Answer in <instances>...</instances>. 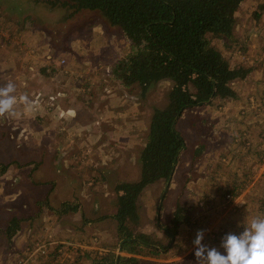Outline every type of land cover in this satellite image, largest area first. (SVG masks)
I'll list each match as a JSON object with an SVG mask.
<instances>
[{"label":"rangeland","instance_id":"374dc122","mask_svg":"<svg viewBox=\"0 0 264 264\" xmlns=\"http://www.w3.org/2000/svg\"><path fill=\"white\" fill-rule=\"evenodd\" d=\"M262 4L264 0H244L231 38L210 34L233 67L264 69ZM66 13L67 10L53 7L48 0H0V82L7 78L11 81L14 65L26 80L28 75L42 73L43 69L51 74L53 67L47 60L54 56L52 63L57 68L52 74L58 73L63 80L73 76L79 83L78 88H82L80 100L71 102L65 98L63 101L91 109L97 98L102 102L103 95L109 92V86L101 81L110 63L127 53L128 43L120 29L113 27L98 11L83 10L68 19H65ZM80 58H86L85 62H80ZM61 59L65 63L60 64ZM240 79L230 84L231 87L234 84L236 96H217L212 99V105L190 110L182 120L187 146L179 156L160 212L167 181L146 187L139 198L141 223L133 228L136 233L148 234L164 251L157 256L127 254L117 249L118 253L136 256L143 260L142 264H197L193 240L198 231H204L203 244L227 255L221 247L223 238L229 233L241 234L245 230L244 221L264 217V78ZM13 83L16 95H23L25 86L19 81ZM32 83L38 86L35 76ZM0 86L4 85L0 83ZM169 86L161 82L143 92L141 86L134 85L124 90L123 100L116 95L114 107L119 110L120 106L124 107L120 115L129 116L133 125L129 134L135 139L127 149L128 161L122 172L107 174L104 179H96L95 174L89 178L92 173L80 174V177L72 174L78 189L72 185L66 190L68 184L62 174L51 181L49 177L39 179L34 173L40 165V155H53V149L47 153L43 148L46 145L42 132L46 122L45 101L43 104L38 96L32 100L35 112L29 119L35 131L30 136L28 131L22 132L17 127L18 113L15 118L0 117V264H93L95 253L116 250L120 244L118 222L113 216L117 213L116 186L121 182L135 183L141 177L140 152L155 108H163L168 103ZM237 98H240L239 107L233 103ZM22 108L23 105L17 106L20 111ZM71 111L69 108L64 114ZM81 112L88 114L85 109ZM232 113L237 114L231 116ZM64 114H60L61 120L66 122L68 116L64 119ZM61 133L64 135L65 131ZM19 142L26 146L17 147ZM199 145H205V149L195 158ZM22 159L25 160L20 162ZM32 162L36 166L29 164ZM30 168L34 170L26 180L15 171L23 173ZM44 169L52 175L56 170L53 166L48 169L47 165ZM29 182L33 183L32 187L26 185ZM90 182L93 183L89 185ZM58 184L60 187L56 188ZM64 202L73 207L65 213L61 208ZM178 205L186 207L189 222L182 224L173 238L167 228ZM102 215L108 223L99 229L96 222ZM14 217L22 221L16 234L9 238L6 229ZM84 219L92 224H86Z\"/></svg>","mask_w":264,"mask_h":264},{"label":"trees","instance_id":"16d2710c","mask_svg":"<svg viewBox=\"0 0 264 264\" xmlns=\"http://www.w3.org/2000/svg\"><path fill=\"white\" fill-rule=\"evenodd\" d=\"M53 7L67 10L65 19L83 10L98 11L113 27L122 32L128 43L127 53L109 69L110 77L125 87L139 85L143 92L153 84L169 83L168 103L155 108L146 142L140 152L141 177L135 183L116 186L118 234L122 252L127 254L162 253V247L134 226L141 223L139 198L145 188L167 181L177 155L187 139L181 128L186 114L193 109L212 105V97L236 96L231 83L245 78L250 68L233 67L217 47L210 34L231 38L236 15L244 0H48ZM264 9V4L261 5ZM172 23V24H171ZM55 57L48 58L52 69ZM56 72V71H53ZM43 73L47 72L43 69ZM48 74V73H47ZM204 103L201 106L198 104ZM180 114L175 123V119ZM205 145L195 150L201 156ZM6 168V167H5ZM63 213L70 203L61 205ZM59 212H62L61 209ZM22 219L12 218L6 229L12 238ZM189 222L186 207L178 205L168 228L176 235L182 224ZM167 233V234H168ZM155 246L160 247L156 249ZM116 250L97 252L93 264H142L136 256L118 254ZM118 259V261H117Z\"/></svg>","mask_w":264,"mask_h":264},{"label":"crops","instance_id":"0c3cea01","mask_svg":"<svg viewBox=\"0 0 264 264\" xmlns=\"http://www.w3.org/2000/svg\"><path fill=\"white\" fill-rule=\"evenodd\" d=\"M237 15H239V12ZM30 52H32V50H30L29 53ZM85 60L86 58H84L83 60L82 58H80V62H85ZM80 62L79 65H83ZM110 64L112 65V63ZM110 66L108 67V71L106 72L104 81H101V83H105V86H109V92L106 93V95H103L102 102H99L100 99L97 98L96 100L98 101L95 100V105H93L94 108L91 109H87L80 103H78V105H74V103H71L72 105H69L63 101L65 98H69V101L74 102V100H80L82 97V94L79 93L82 88H78L79 83H76L74 81V79L72 78L73 76L69 75L68 78L66 77L67 79L65 78L63 80L59 79V76L57 75L58 73L47 74V72H42L32 76L28 75V78L26 80L24 75H20V73L15 69V65L13 66V75L11 77V82L19 81L21 85L25 86L22 89V94H27L30 100H33L35 96H38L41 101L43 100V104L44 101L47 103V110L45 111L46 116H44L46 119V122L44 124L45 128L42 131L44 133L43 138L46 145L43 148L47 150V153L50 149H53V155H38L40 165L37 170L34 171V173L37 174V178L44 180L48 179L47 177H49L51 181H54L56 177L62 174L66 178L68 184L65 189L69 190V187H72V185L75 189H78L77 185H75L73 182L75 177L72 174H79L80 177V174L86 175L87 173H92L89 178H91L92 175L95 174L97 176L96 179H104L107 178V174H113L114 172H116L117 174L118 172L123 171V166L126 165L130 153V151L127 152V149L131 146V142H133L135 136L132 137V135L129 134L133 131V125H130V122L132 120L129 121V116L127 115H123L122 117L120 115L121 113H124L125 108L120 106L121 110H119L114 107L116 102V95H118L119 99L122 98L123 100V96H125L124 90L127 91L128 89L126 88L128 87H124L122 84L110 77ZM252 68L253 69H251L248 75L240 80L246 78L247 80L264 78V69L255 68L254 66ZM34 76L35 79H37V81L39 82L38 86L32 83ZM2 80L5 81H1V85H5L10 79L7 78ZM238 80L239 79H237L236 82H238ZM35 82L36 81H34V83ZM88 86L89 88L92 87L91 84H89ZM232 87L234 88V84H232ZM86 92L87 89L83 90V95H86ZM239 100L240 98L233 100L236 101V103L233 102L234 105L237 104L239 107ZM33 107L34 105L30 109H25V107L23 106L21 111L20 109H16L18 115L20 116V121L17 124V127L19 126L18 128L23 130L22 132L28 131V136H30L31 133L35 131V128L32 127L33 122L29 119L32 116L33 112H35V109H33ZM69 108L72 111L70 113L64 114L65 110ZM84 109L86 110V112H88V114H83L81 112L84 111ZM48 110H51L52 112L49 113ZM60 114H64V119H66V116H68L66 122H63L61 120ZM233 114L237 113H232L231 116H233ZM35 116L37 117V114H35ZM53 122L57 123L54 125ZM42 124L43 123L40 122V125ZM62 131H65L64 135H61ZM60 136H63V138L60 139ZM64 136L66 137L64 138ZM21 145L26 146V144H23L22 142L16 144L17 147ZM56 153H58V155H55ZM69 154H72L73 156L71 159H69ZM86 154H89V157L86 156ZM16 158L17 157H14L12 160H17ZM24 160L25 159H22L20 162ZM14 163L15 165L19 166L18 162H13V164ZM29 164H34L36 166L37 163L32 162ZM29 164H24V166H28ZM45 165H47L48 169H50L51 166L56 169L54 171V175L49 174L45 171ZM34 168H30V171L29 169H27L26 172L23 173L17 170L15 171L17 172V176L26 180L32 176V171L34 170ZM28 174H30L29 177H27ZM92 183L93 182H90L89 185H91ZM26 185L32 187L33 183L29 182V185ZM49 186L53 188L52 184H49ZM55 187L59 188L60 185L58 184ZM81 194H83V191H81ZM97 206L98 205H96V207ZM84 220L86 224H92V221H87V219ZM107 220L108 219L106 217H103L102 215L101 219L96 222V227L99 229H104L103 225L108 223ZM87 227L93 230L92 227ZM100 249L102 248L100 247L99 250Z\"/></svg>","mask_w":264,"mask_h":264},{"label":"clouds","instance_id":"9594fccd","mask_svg":"<svg viewBox=\"0 0 264 264\" xmlns=\"http://www.w3.org/2000/svg\"><path fill=\"white\" fill-rule=\"evenodd\" d=\"M18 105L30 109L33 101L27 94L17 96L11 81L0 86V117L15 118ZM244 228L239 235L229 233L223 238L221 247L227 255L203 244L204 231H198L193 240L197 264H264V217L244 221Z\"/></svg>","mask_w":264,"mask_h":264},{"label":"water","instance_id":"95a60500","mask_svg":"<svg viewBox=\"0 0 264 264\" xmlns=\"http://www.w3.org/2000/svg\"><path fill=\"white\" fill-rule=\"evenodd\" d=\"M172 24V23H171ZM214 97H212V99H213ZM202 104H204V103H200V104H198L199 106H201ZM179 117H180V114H178V116L176 117V119H175V123H176V121L179 119ZM186 146H184L182 149H181V151L179 152V154L177 155V157H176V160L179 158V156H180V154H181V152L184 150V148H185ZM176 168H177V161L175 162V164H174V166H173V169H172V172H171V174H170V176H169V179L167 180V184H166V187H165V190H164V193H163V195H162V197H161V201H160V207H159V212H160V208H161V206H162V203H163V200H164V197H165V195H166V193H167V190H168V188H169V186H170V184H171V182H172V179L174 178V174H175V171H176ZM159 217V216H158ZM161 226V225H160ZM164 229V228H163ZM164 230H166V229H164ZM172 235V237L174 238V235L173 234H171ZM127 240H129V239H124V240H122L121 242H120V244H119V251L120 252H122V244H123V242L124 241H127ZM155 248L156 249H160V247H157V246H155ZM162 251H164V250H162ZM119 255H120V253H118ZM117 261H118V259H117Z\"/></svg>","mask_w":264,"mask_h":264},{"label":"built area","instance_id":"2783aa9c","mask_svg":"<svg viewBox=\"0 0 264 264\" xmlns=\"http://www.w3.org/2000/svg\"><path fill=\"white\" fill-rule=\"evenodd\" d=\"M63 63H65V60L61 59L60 64H63Z\"/></svg>","mask_w":264,"mask_h":264}]
</instances>
